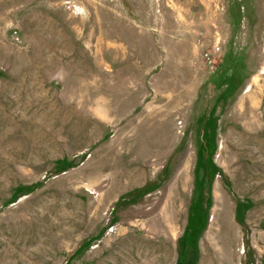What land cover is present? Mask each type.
<instances>
[{
  "label": "rangeland",
  "instance_id": "1",
  "mask_svg": "<svg viewBox=\"0 0 264 264\" xmlns=\"http://www.w3.org/2000/svg\"><path fill=\"white\" fill-rule=\"evenodd\" d=\"M187 260L264 264V0H0V264Z\"/></svg>",
  "mask_w": 264,
  "mask_h": 264
},
{
  "label": "trees",
  "instance_id": "2",
  "mask_svg": "<svg viewBox=\"0 0 264 264\" xmlns=\"http://www.w3.org/2000/svg\"><path fill=\"white\" fill-rule=\"evenodd\" d=\"M182 264H193V263H191L190 260H187L185 263Z\"/></svg>",
  "mask_w": 264,
  "mask_h": 264
},
{
  "label": "built area",
  "instance_id": "3",
  "mask_svg": "<svg viewBox=\"0 0 264 264\" xmlns=\"http://www.w3.org/2000/svg\"><path fill=\"white\" fill-rule=\"evenodd\" d=\"M206 56H207V54H206Z\"/></svg>",
  "mask_w": 264,
  "mask_h": 264
}]
</instances>
